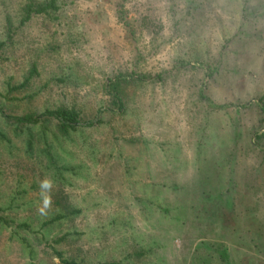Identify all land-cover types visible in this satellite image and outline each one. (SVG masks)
Returning a JSON list of instances; mask_svg holds the SVG:
<instances>
[{
    "label": "rangeland",
    "instance_id": "374dc122",
    "mask_svg": "<svg viewBox=\"0 0 264 264\" xmlns=\"http://www.w3.org/2000/svg\"><path fill=\"white\" fill-rule=\"evenodd\" d=\"M27 1L0 0V92L38 70L4 111L82 122L30 152L0 116V264H264V0H59L20 27Z\"/></svg>",
    "mask_w": 264,
    "mask_h": 264
},
{
    "label": "trees",
    "instance_id": "16d2710c",
    "mask_svg": "<svg viewBox=\"0 0 264 264\" xmlns=\"http://www.w3.org/2000/svg\"><path fill=\"white\" fill-rule=\"evenodd\" d=\"M60 11V4L59 0H45V1H35V0H28L21 9L20 12V22L19 26L23 27L25 26L34 16H44L46 18H51L52 15H55ZM53 18V17H52ZM5 34L11 37L13 32L15 31L14 25L11 21V19L7 16L6 18V24L4 27ZM11 39V38H10ZM9 47L8 41H5L3 39H0V61L3 59L5 50ZM38 70L37 66H33L30 70L28 76H25L24 82L21 84L12 85L11 83L8 84V91L6 94H3L0 92V116L3 117L7 123L12 124L14 126V130L16 135H20V133H24L22 130L23 126H27L29 129V138L26 140L27 145L29 148V151L31 152L34 146V136L30 132L32 129L31 127L41 126L42 129V135L39 141H45L47 142V123L50 121H53L51 119H54L57 121V132L63 136V137H69L72 132H75L79 129L81 126V114L78 110L72 109V108H66V107H59L56 109H48L46 112L42 114L38 113H27L22 116H12V115H6L4 109L5 106L3 104V100H11L15 101L17 98H11L10 96L14 93L20 92L24 90L26 87L29 86L31 81L34 79L35 75H37ZM121 85V82L118 80L116 82L111 83L112 90L115 92L113 95L114 99H116L118 102L120 101L119 96L121 95L119 87ZM87 126L93 127L95 125V121H89L85 123ZM54 137L58 139V136L56 133H54ZM260 139L263 138V136H259ZM0 138L3 140L9 141V138L0 131ZM51 154V153H50ZM55 162V159L52 155V163ZM228 206V203H227ZM75 211V210H73ZM214 213L218 214V211H214ZM225 218V217H224ZM1 219V218H0ZM221 250H218L217 252V260L221 262L222 264H235L230 256V252L228 250V246L224 245L221 246ZM59 258H62V253H57ZM64 263L69 264L64 261ZM198 261H196L194 264H197ZM205 263V262H204ZM207 263V262H206Z\"/></svg>",
    "mask_w": 264,
    "mask_h": 264
},
{
    "label": "clouds",
    "instance_id": "9594fccd",
    "mask_svg": "<svg viewBox=\"0 0 264 264\" xmlns=\"http://www.w3.org/2000/svg\"><path fill=\"white\" fill-rule=\"evenodd\" d=\"M53 187V182L52 180L48 179L45 177L42 179L39 183V188H40V195H41V201H42V206L39 207L38 211L41 215H46L47 212L46 210L51 207V189Z\"/></svg>",
    "mask_w": 264,
    "mask_h": 264
}]
</instances>
